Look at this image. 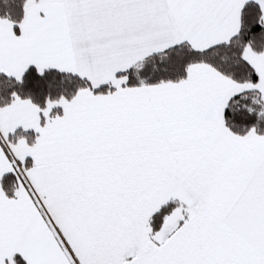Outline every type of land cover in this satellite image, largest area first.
<instances>
[{
	"label": "snow or ice",
	"instance_id": "6c2138e0",
	"mask_svg": "<svg viewBox=\"0 0 264 264\" xmlns=\"http://www.w3.org/2000/svg\"><path fill=\"white\" fill-rule=\"evenodd\" d=\"M0 264H264V0H0Z\"/></svg>",
	"mask_w": 264,
	"mask_h": 264
}]
</instances>
